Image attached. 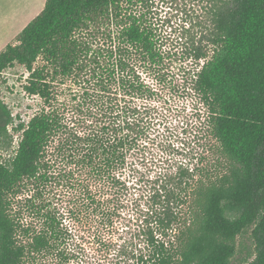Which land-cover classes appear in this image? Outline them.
Segmentation results:
<instances>
[{"label":"trees","instance_id":"16d2710c","mask_svg":"<svg viewBox=\"0 0 264 264\" xmlns=\"http://www.w3.org/2000/svg\"><path fill=\"white\" fill-rule=\"evenodd\" d=\"M14 64L43 106L0 98V264H230L250 225L264 264V0H45ZM171 89L204 108L183 157Z\"/></svg>","mask_w":264,"mask_h":264},{"label":"rangeland","instance_id":"374dc122","mask_svg":"<svg viewBox=\"0 0 264 264\" xmlns=\"http://www.w3.org/2000/svg\"><path fill=\"white\" fill-rule=\"evenodd\" d=\"M38 1L40 2V0ZM38 1L34 4H32L31 1L28 3H20V6L14 9V12L20 15L18 18L19 20L14 21V23L17 22L19 23L18 25H20L25 20H27L26 22L28 23L30 21L28 18L38 7ZM15 4V0H0V31L2 29V34L5 33L6 36L8 32L5 24L3 23H5L10 18L9 12L12 9L11 6L15 7ZM40 62V59H38L35 65H39ZM171 67V70L176 72L178 68V61L173 63ZM177 73L180 77L183 75V73H181V75L179 72ZM2 74L5 78V82L0 85V98L11 110L12 115L17 116L14 123L18 121V118L21 121H27L33 113L39 111L43 106L42 101L38 96H30L23 89V84L25 83V78L28 75V72L23 66L14 64L13 66L6 68ZM175 77L176 80L180 78L177 75ZM166 91L168 93H166V95L170 97L169 101L171 103V116L169 121L171 122L172 126H170L168 130L170 135L169 141L172 143L171 146H173V151L177 153L176 156L183 157L185 151L184 147L186 145L188 146V140L192 138V136L189 134L190 129L194 128V120H196L197 114H203L204 108L199 104H193L191 97L182 91H174L173 89H171V91ZM179 121V127H176L175 125ZM10 126L11 125L9 124V133H11ZM17 141V135L13 137L11 142H8V138L4 142L0 140L1 159L8 158L10 155H12L14 149L17 146ZM251 230L252 225L247 226L237 235L235 253L230 259V264H246L252 259L254 255V245L251 236ZM83 252L84 256L82 255V260L84 263L81 262L80 264H87L85 261H87L88 258H86L85 254L89 253L90 249L87 248L85 251L83 250Z\"/></svg>","mask_w":264,"mask_h":264},{"label":"crops","instance_id":"0c3cea01","mask_svg":"<svg viewBox=\"0 0 264 264\" xmlns=\"http://www.w3.org/2000/svg\"><path fill=\"white\" fill-rule=\"evenodd\" d=\"M13 1V0H12ZM29 1L32 2V4L37 3L38 0H15V7L11 6V11L9 12L10 18L3 24H5V27L7 29V36L6 34H2V29L0 31V51L5 47V45L9 42H12L14 40V37L21 31V29L27 24V20H25L22 24L15 26L16 23L14 21H18L19 16L14 12V9L20 6V3L25 2L28 3ZM45 0L38 1V7L36 8L35 12L31 14V16L28 18L31 20L43 7ZM40 3V4H39Z\"/></svg>","mask_w":264,"mask_h":264}]
</instances>
